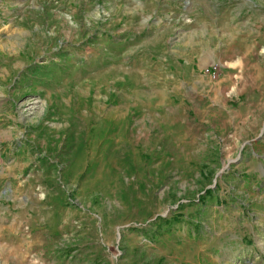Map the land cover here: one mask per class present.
Returning a JSON list of instances; mask_svg holds the SVG:
<instances>
[{
	"label": "rangeland",
	"instance_id": "obj_1",
	"mask_svg": "<svg viewBox=\"0 0 264 264\" xmlns=\"http://www.w3.org/2000/svg\"><path fill=\"white\" fill-rule=\"evenodd\" d=\"M0 264H264V0H0Z\"/></svg>",
	"mask_w": 264,
	"mask_h": 264
},
{
	"label": "trees",
	"instance_id": "obj_2",
	"mask_svg": "<svg viewBox=\"0 0 264 264\" xmlns=\"http://www.w3.org/2000/svg\"><path fill=\"white\" fill-rule=\"evenodd\" d=\"M205 193H206L207 195H209V194H212V191H211V190H207V191H205Z\"/></svg>",
	"mask_w": 264,
	"mask_h": 264
}]
</instances>
